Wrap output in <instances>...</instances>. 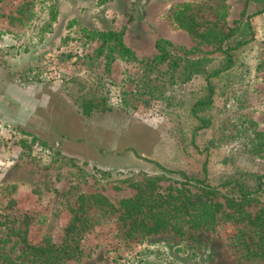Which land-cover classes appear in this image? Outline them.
<instances>
[{
    "label": "rangeland",
    "instance_id": "obj_1",
    "mask_svg": "<svg viewBox=\"0 0 264 264\" xmlns=\"http://www.w3.org/2000/svg\"><path fill=\"white\" fill-rule=\"evenodd\" d=\"M131 1L109 0L99 7L97 0H0V216L20 215L0 225V237L10 240L0 242V253L10 251L15 240L4 237L6 227H26L31 244L46 237L60 241L78 196H102L119 209L148 179H156L161 195L182 184L198 193L180 173L202 178L204 162L210 186L237 174L249 184L264 176V14L251 19L254 38L236 53L234 70L212 80L213 102L201 115L208 125L195 130L188 110L190 100L202 94V78L180 84L169 63L146 61L157 54L160 38L170 41L173 55L220 57L211 45L196 47L169 19L175 5L200 3L213 20V0H139L134 23L125 27ZM244 2L227 0L226 22L235 38L243 27ZM256 8L250 5L247 14ZM121 30L136 60L116 52L106 57L100 41L89 36ZM85 94L107 109L85 116L74 101ZM215 200L223 202L222 191ZM261 201L246 210L256 213ZM120 213L95 222L80 241L85 255L67 264H127L131 251L154 246L178 264H264L238 260L229 248L228 238L243 223L185 229L180 236L151 234L128 247ZM257 239L252 236V242Z\"/></svg>",
    "mask_w": 264,
    "mask_h": 264
},
{
    "label": "trees",
    "instance_id": "obj_2",
    "mask_svg": "<svg viewBox=\"0 0 264 264\" xmlns=\"http://www.w3.org/2000/svg\"><path fill=\"white\" fill-rule=\"evenodd\" d=\"M109 0H97V6H103ZM139 0L129 2L124 13L125 27L134 20V13ZM250 5L257 8L247 14ZM213 11V20H208L205 15L204 4L182 3L177 4L169 12L172 24L185 31L198 45H211L220 53V57L207 55L199 58H186L185 56L170 53V41L160 38L155 42L157 54L146 61L149 66L169 63V68L178 71L177 83L185 84L195 78H202V94L190 100L188 113L193 119L195 130L207 127L208 121L201 116L211 107L214 88L212 80L234 70L236 66L235 55L240 49L253 41L254 33L251 19L264 14V0H245L240 18H243V27L239 38L237 32L227 26L228 4L227 0H213L208 8ZM124 27V28H125ZM100 41L101 53L106 52V57L118 53L123 58L136 60L134 52L124 43V30L121 31H93L89 36ZM90 36V37H91ZM233 43V44H232ZM209 54V53H208ZM109 55V56H108ZM75 104L85 116L92 112H102L107 109L102 100L89 94L74 98ZM25 135L29 133L23 132ZM195 132L191 134L190 141L193 145ZM34 139V138H33ZM196 149V147H194ZM158 168L167 173H173L158 165ZM202 178H189L185 173H180L187 183L196 185L198 193H193L184 184L180 188H169V192L161 195L155 192L156 179H148L137 188V193L128 199L119 202V209L102 196H78L76 207L71 208L70 223L64 229L63 238L55 242L48 237L37 244L27 240L26 227H6L5 238L15 237L10 251H1L0 264H67L71 261L79 262L83 253L80 245L84 234L92 230L99 219L111 218L114 213L121 210L118 216L123 222V241L130 247L131 243H139L144 237L161 232H171L180 236L185 229L214 230L219 222L231 221L233 224L243 223L238 229V234L228 238L229 248L238 260L257 262L264 260V176L257 175L253 184L243 174H237L224 179L220 184L210 186L207 182V165L202 164ZM218 191L223 192V202L215 200ZM263 203L254 214L246 210L251 204ZM90 210H93L90 212ZM19 214L12 217L0 216V225L19 218ZM7 226V224H6ZM249 227L251 231L242 230ZM237 235V236H236ZM247 235L251 240L240 238ZM252 236H257V242H252ZM238 238V239H236ZM0 242L9 243L10 240L0 237ZM253 244L258 249V255L252 248ZM240 245L244 248L240 249ZM19 249L15 250L14 247ZM1 249V248H0ZM132 250V249H131ZM16 251L18 255L11 257L8 253ZM239 253V254H238ZM258 259V260H256ZM127 264H178L167 256L162 247H144L138 251H131Z\"/></svg>",
    "mask_w": 264,
    "mask_h": 264
},
{
    "label": "crops",
    "instance_id": "obj_3",
    "mask_svg": "<svg viewBox=\"0 0 264 264\" xmlns=\"http://www.w3.org/2000/svg\"><path fill=\"white\" fill-rule=\"evenodd\" d=\"M107 3H108V2H107ZM105 4H106V3H105ZM105 4H104V5H105ZM122 20H123V13H122ZM132 23H134V21H133ZM132 23H131V24H132ZM131 24H130V25H131ZM130 25H128V26H130ZM128 26H126V27H128ZM123 38H124V36H123ZM131 50H132V49H131ZM132 51H133V50H132Z\"/></svg>",
    "mask_w": 264,
    "mask_h": 264
}]
</instances>
